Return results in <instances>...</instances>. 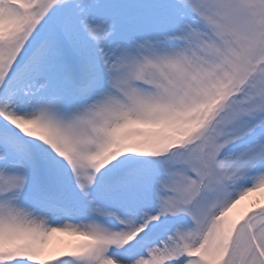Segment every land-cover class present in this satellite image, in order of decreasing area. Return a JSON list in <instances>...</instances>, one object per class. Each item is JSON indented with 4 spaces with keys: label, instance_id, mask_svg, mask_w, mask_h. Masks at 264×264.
I'll return each instance as SVG.
<instances>
[{
    "label": "snow or ice",
    "instance_id": "6c2138e0",
    "mask_svg": "<svg viewBox=\"0 0 264 264\" xmlns=\"http://www.w3.org/2000/svg\"><path fill=\"white\" fill-rule=\"evenodd\" d=\"M257 193L264 0H0V264H264Z\"/></svg>",
    "mask_w": 264,
    "mask_h": 264
},
{
    "label": "bare ground",
    "instance_id": "6f19581e",
    "mask_svg": "<svg viewBox=\"0 0 264 264\" xmlns=\"http://www.w3.org/2000/svg\"><path fill=\"white\" fill-rule=\"evenodd\" d=\"M260 201V202H264V193H257V194H253L249 197H246L244 201L241 202L240 205L237 206L236 209L233 210V212L231 213V216L233 218H239V215L242 211L248 209L253 203ZM55 240V246L51 249H55L59 246H61L62 243L64 242H68V241H73L75 238L72 237H68V236H63V235H59L57 234L56 236L52 237Z\"/></svg>",
    "mask_w": 264,
    "mask_h": 264
},
{
    "label": "rangeland",
    "instance_id": "374dc122",
    "mask_svg": "<svg viewBox=\"0 0 264 264\" xmlns=\"http://www.w3.org/2000/svg\"><path fill=\"white\" fill-rule=\"evenodd\" d=\"M55 246V245H54Z\"/></svg>",
    "mask_w": 264,
    "mask_h": 264
}]
</instances>
